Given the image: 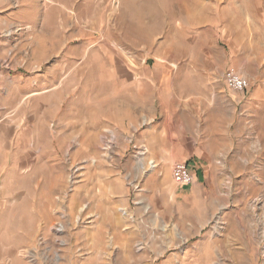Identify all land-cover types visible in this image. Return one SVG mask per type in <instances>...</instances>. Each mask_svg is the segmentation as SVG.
I'll use <instances>...</instances> for the list:
<instances>
[{"label": "rangeland", "instance_id": "1", "mask_svg": "<svg viewBox=\"0 0 264 264\" xmlns=\"http://www.w3.org/2000/svg\"><path fill=\"white\" fill-rule=\"evenodd\" d=\"M202 3L0 0V264H264V0ZM170 54L192 62L169 74ZM197 151L196 199L161 158Z\"/></svg>", "mask_w": 264, "mask_h": 264}, {"label": "crops", "instance_id": "2", "mask_svg": "<svg viewBox=\"0 0 264 264\" xmlns=\"http://www.w3.org/2000/svg\"><path fill=\"white\" fill-rule=\"evenodd\" d=\"M148 4L151 3H156V1H160V0H152V2H150L151 0H146ZM164 2V4H166L167 8L164 11V16H166L167 18H170L172 15H186V16H197L198 15V10L200 8L204 7V4L202 3L203 1H207V0H179L176 4H174L173 7V14L171 12V1L172 0H162ZM175 1V0H174ZM217 1V0H214ZM222 1H227L228 0H222ZM234 1V0H233ZM140 2L142 3L143 0H140ZM186 2H189L188 4ZM142 7V5H141ZM210 7H212L211 11L215 8L213 7L212 4H210ZM168 25L170 27V21H168ZM176 27V26H175ZM177 29L181 32V33H185L186 34V40L187 41H194L197 39V31L202 29V26H199L198 28L195 27L193 30V32H189L187 25L182 24V23H177ZM170 31V30H168ZM163 42H167L169 41V39L166 37V35H164V38H162ZM187 57H179V59L175 60L174 57L171 56H165V59L162 60L163 65H168V67L170 68V70L168 71L169 74H171V70H173L174 72L180 69V66L182 64H187V63H191L192 60H187ZM197 61H195L196 63ZM129 63L127 62V65ZM193 64V63H192ZM173 67V68H172ZM136 69V68H135ZM133 68H129V67H125L123 70V77L126 80V83L132 84V82L134 80H137V78L135 77V72L136 70ZM162 75V73H160V76ZM122 76V75H121ZM128 94L126 95V101L128 102V105L131 106V110L133 112V116L135 118H137L138 112L140 110V106H139V101L137 100V96L139 95V93H141L140 90H137L136 88H131L129 87L128 89ZM217 94L219 95V97L221 98L222 101L226 102V103H230L233 104L235 101V98H233V94L230 93V91L227 92V89L225 88V86H222V89H217L216 90ZM165 93V90L163 89H157L155 92L152 93V99L150 101L151 106H154L155 101L159 102L162 104V106H164V101L162 99L163 94ZM137 95V96H136ZM155 95V96H154ZM156 98V99H155ZM106 122H110L108 119H105ZM131 122V120L129 121ZM86 123V128L90 129V117L88 116L85 120ZM131 124V123H129ZM161 127L155 128L153 129V127L148 128L145 132H143L141 135H139L140 139H142L143 143H149V139L153 136V135H159L160 133L162 134L163 132H161ZM224 134V132H223ZM220 143V141H219ZM222 146L226 145V141L223 140L222 141ZM149 150V148H147ZM148 152V151H147ZM224 152V151H223ZM142 158L145 160H157L156 157H154V155L152 154V152H148L147 155L142 154ZM162 160H168L170 162H174V161H178V162H183L186 163L188 168L190 169V172L192 173L193 177H194V183L192 184V186L184 188L185 190L182 191V189H176L177 191L182 193H185L186 195L189 194L190 198H198L199 196H202L203 194V184L205 182V170L208 169V171L211 168V165L209 163V161L205 158V156H203L202 152L201 154H199V152H194L192 154H189L187 156H180V157H175L172 155H167V156H163V158H161ZM175 163V162H174ZM177 163V162H176ZM170 169V168H169ZM198 196V197H197ZM189 199V198H188Z\"/></svg>", "mask_w": 264, "mask_h": 264}, {"label": "built area", "instance_id": "3", "mask_svg": "<svg viewBox=\"0 0 264 264\" xmlns=\"http://www.w3.org/2000/svg\"><path fill=\"white\" fill-rule=\"evenodd\" d=\"M223 80L226 87L235 92H245L249 87L248 81L242 76H239V74L231 68L224 72ZM171 178L173 183L180 187H188L192 185L194 181L190 169L187 164L183 162L173 164Z\"/></svg>", "mask_w": 264, "mask_h": 264}]
</instances>
